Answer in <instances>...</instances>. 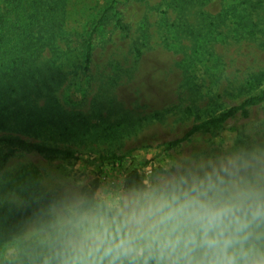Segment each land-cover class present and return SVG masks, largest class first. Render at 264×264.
<instances>
[{"label": "rangeland", "instance_id": "obj_1", "mask_svg": "<svg viewBox=\"0 0 264 264\" xmlns=\"http://www.w3.org/2000/svg\"><path fill=\"white\" fill-rule=\"evenodd\" d=\"M8 3L0 0L13 25L12 47L0 51V264L38 253L32 233L53 196L125 186L134 170L142 181L186 154L264 149V103L166 147L264 92V0H22L18 12ZM101 17L87 65L84 39ZM7 138L78 158L5 161Z\"/></svg>", "mask_w": 264, "mask_h": 264}, {"label": "clouds", "instance_id": "obj_2", "mask_svg": "<svg viewBox=\"0 0 264 264\" xmlns=\"http://www.w3.org/2000/svg\"><path fill=\"white\" fill-rule=\"evenodd\" d=\"M29 264H264V149L177 158L130 187L53 196Z\"/></svg>", "mask_w": 264, "mask_h": 264}, {"label": "trees", "instance_id": "obj_3", "mask_svg": "<svg viewBox=\"0 0 264 264\" xmlns=\"http://www.w3.org/2000/svg\"><path fill=\"white\" fill-rule=\"evenodd\" d=\"M21 1L22 0H11V3L10 4L8 3V4L12 7V10L18 12ZM63 1L65 0H61V2ZM40 2L41 0H34L35 4H39ZM35 4L34 6L37 7V5ZM60 8H61V5L59 4V2H57V6L53 8L52 13H56ZM102 18L103 17H101V19L98 21V24L96 25V27L88 31L86 38L84 39L85 63L87 65H90L92 61V47H93V39H94V34H95L94 31L97 29L98 25L102 22ZM53 20H54V16L51 14H48L47 21L52 22ZM12 26L10 22L7 21L6 16L2 13L1 8H0V51H3L4 55L12 47V44L8 43L11 37L10 32L12 30ZM16 40L17 38L14 40V42ZM15 58L19 60L20 55H16ZM15 62L17 63V60ZM1 63L3 64L4 61L0 57V64ZM262 103H264V92L259 96L252 97L246 100L240 106L229 109L220 118L211 119L200 125L194 126L192 129L189 130V132L183 138L168 143L166 145L167 150L175 148L179 146L180 144L188 141L193 135L201 131V129L206 128L207 126L223 124L230 118L236 116L237 114L239 115V113H241L243 116L246 117L248 113V108L259 106ZM2 143L5 145V148L7 150L5 157H4L5 161L12 158L18 152L36 153L38 155L44 156L46 158H52V159L55 158V159H62V160H76L78 158L76 154L72 151L48 147L42 144L29 142L21 138H7V139L2 140ZM112 160L113 162H115V161H124L125 159L123 157H112ZM140 180L141 179L139 178L138 172L134 170L128 175V177L124 181L125 186L130 187L132 185L139 184ZM97 187H98V184H96L95 188L92 191H94Z\"/></svg>", "mask_w": 264, "mask_h": 264}]
</instances>
